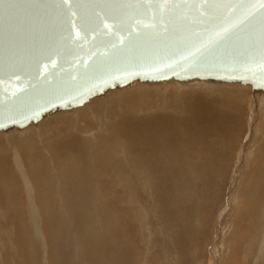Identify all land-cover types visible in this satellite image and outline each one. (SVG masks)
Segmentation results:
<instances>
[{"label": "rangeland", "instance_id": "obj_1", "mask_svg": "<svg viewBox=\"0 0 264 264\" xmlns=\"http://www.w3.org/2000/svg\"><path fill=\"white\" fill-rule=\"evenodd\" d=\"M136 84L0 131V264H264V95Z\"/></svg>", "mask_w": 264, "mask_h": 264}, {"label": "water", "instance_id": "obj_2", "mask_svg": "<svg viewBox=\"0 0 264 264\" xmlns=\"http://www.w3.org/2000/svg\"><path fill=\"white\" fill-rule=\"evenodd\" d=\"M196 80L264 92L261 0H0V130Z\"/></svg>", "mask_w": 264, "mask_h": 264}, {"label": "bare ground", "instance_id": "obj_3", "mask_svg": "<svg viewBox=\"0 0 264 264\" xmlns=\"http://www.w3.org/2000/svg\"><path fill=\"white\" fill-rule=\"evenodd\" d=\"M169 82H175V83H178V84H181V85H190V84H193V83H203V84H209V85H228V86H242V87H250V86H245V85H239V84H227V83H215V82H206V81H191V82H188V83H182V82H178V81H169ZM169 82H161V83H169ZM139 84V85H142V84H158V83H142V82H134V83H132V84H130V85H128V86H126V87H123V88H121V89H117L118 91L119 90H124L125 88H127V87H131V86H134V84ZM136 84V85H137ZM135 85V86H136ZM144 86V85H143ZM251 88V87H250ZM126 90V89H125ZM124 90V91H125ZM251 90H252V88H251ZM112 91H116V90H109V91H107L101 98H103V97H105L107 94H110V93H112ZM118 91H117V93H118ZM121 92V91H120ZM119 92V93H120ZM252 92L253 93H258V94H260V95H264V92H262V91H253L252 90ZM126 94V93H125ZM259 95V96H260ZM131 97V96H130ZM263 97V96H262ZM95 98V97H94ZM93 98V99H94ZM93 99H91V100H93ZM91 100H89L88 102H86L85 104H87V103H89ZM85 104H83V105H81V106H78V107H76V108H73V109H71V110H67V111H73V110H75V109H77V108H80V107H83ZM62 111H64V110H62ZM62 111H59V112H54V113H48V114H46L45 116H43L42 117V119L40 120V121H38V122H36V123H30L29 125H27L26 127H24V128H16L17 130H24V129H27L29 126H32V124H38L39 122H41L42 120H45V119H47L50 115L52 116V115H55V114H59V113H62ZM207 110L206 111H204L203 113H201V111L200 110H198V109H196L195 110V112H194V119H195V122L197 123V124H205L206 122H208L209 121V116H208V114H207ZM228 112V111H227ZM158 117V116H157ZM161 117V116H160ZM153 118V117H152ZM225 119H226V117H224ZM155 119H157V118H155ZM161 119V118H160ZM231 119H233L232 118V116H231ZM235 119V118H234ZM238 119H235L234 120V122L235 121H237ZM156 121V120H155ZM154 121V122H155ZM223 121V120H222ZM226 121V120H225ZM129 122V121H128ZM131 122V121H130ZM220 122V121H219ZM233 122V123H234ZM123 123V122H122ZM158 123H160L159 121H158ZM157 123V124H158ZM218 123V122H217ZM226 123V122H225ZM225 123H224V125H225ZM230 123H232V122H230ZM229 123V124H230ZM124 124V123H123ZM131 124L133 125V123L131 122ZM163 124V123H162ZM238 124V123H237ZM125 125V124H124ZM216 125V124H215ZM122 126V125H121ZM230 126V125H229ZM228 126V127H229ZM133 127V126H132ZM134 128V130H135V128L136 127H133ZM140 128V127H139ZM221 128V127H220ZM227 128V127H226ZM12 129V128H11ZM132 129V128H131ZM177 129V128H176ZM213 129H215V128H213ZM232 129V128H231ZM242 129V128H241ZM218 130V129H217ZM222 130V129H221ZM220 130V131H221ZM224 130V129H223ZM226 130H228V129H226ZM0 131H4V132H8L9 130H0ZM123 131V130H122ZM213 131V130H212ZM215 131V130H214ZM125 132V131H124ZM222 132V131H221ZM133 133V132H132ZM224 133V132H223ZM226 133V135H227V132H225ZM134 134H135V132H134ZM230 134V133H229ZM235 134H236V132H235ZM220 135H221V133H220ZM232 135V134H231ZM230 135V136H231ZM130 136V135H129ZM131 136H133V135H131ZM228 137H230L229 135H227ZM233 136V135H232ZM125 137V136H124ZM263 146H264V143H263ZM264 180V179H263ZM254 216V215H253ZM240 220L241 219H239V222H240ZM235 222H237V221H235ZM19 244V243H18ZM20 246V245H19Z\"/></svg>", "mask_w": 264, "mask_h": 264}, {"label": "snow or ice", "instance_id": "obj_4", "mask_svg": "<svg viewBox=\"0 0 264 264\" xmlns=\"http://www.w3.org/2000/svg\"><path fill=\"white\" fill-rule=\"evenodd\" d=\"M65 3H67V0H64ZM261 3L264 4V0H261Z\"/></svg>", "mask_w": 264, "mask_h": 264}]
</instances>
